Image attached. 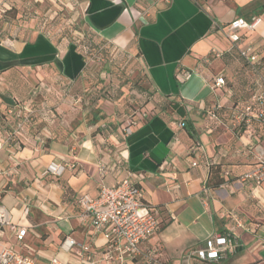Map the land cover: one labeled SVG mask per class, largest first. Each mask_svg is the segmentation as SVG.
Masks as SVG:
<instances>
[{
    "label": "crops",
    "instance_id": "0c3cea01",
    "mask_svg": "<svg viewBox=\"0 0 264 264\" xmlns=\"http://www.w3.org/2000/svg\"><path fill=\"white\" fill-rule=\"evenodd\" d=\"M66 3L79 10L104 46L127 52L141 81L125 96L112 88L114 98L100 102L98 110L85 108L87 114L75 122L67 106L59 107L65 112L57 121L60 131L51 120L50 129L36 136L19 133L21 145L5 142L0 205L27 232L21 243L8 234L4 241L34 264H52L54 258L58 264H105L102 255L110 244L79 220L76 200L95 197L100 187H113L131 174L143 202L158 210L159 228L125 264H197L194 252L215 235L228 237L235 250L212 264H264V182H239L264 153V120L237 118L248 92L264 93V0ZM238 17L261 19L252 32H239L236 46L258 56L257 75L225 36ZM11 47L0 44V71L45 69L74 82L87 70L73 46L63 49L42 35ZM183 72L191 73L186 81L180 79ZM219 76L225 84L214 88ZM132 107L146 117L123 138ZM51 166L64 171L55 176ZM66 238L76 244L69 251L62 248ZM85 245L90 251L80 255Z\"/></svg>",
    "mask_w": 264,
    "mask_h": 264
},
{
    "label": "rangeland",
    "instance_id": "374dc122",
    "mask_svg": "<svg viewBox=\"0 0 264 264\" xmlns=\"http://www.w3.org/2000/svg\"><path fill=\"white\" fill-rule=\"evenodd\" d=\"M37 35L63 49L73 46L84 56L87 70L74 82L45 69L14 66L1 70L0 135L7 143L19 145V133L36 136L49 130L51 120L56 121L54 130L60 131L63 126L57 121L65 112L58 111L59 107L67 106L75 122L85 108L98 110L100 102L114 98L118 92L126 94L141 81L127 52L104 46L86 28L79 10L69 7L66 0H0L2 46L12 49V44L31 41ZM249 98L248 92L242 102Z\"/></svg>",
    "mask_w": 264,
    "mask_h": 264
},
{
    "label": "built area",
    "instance_id": "2783aa9c",
    "mask_svg": "<svg viewBox=\"0 0 264 264\" xmlns=\"http://www.w3.org/2000/svg\"><path fill=\"white\" fill-rule=\"evenodd\" d=\"M145 17L146 12L143 14ZM261 22L260 17H253L250 20L235 18L227 25L226 39L232 48H237L241 41L239 32H252ZM239 56L248 64L254 65L258 62V56L251 48L238 49ZM190 72L180 74L181 80H188ZM264 83V81H262ZM225 84L222 76L216 77L213 83L214 88H221ZM264 102L263 95L252 94L248 102L243 106L237 116L239 121L250 122L252 119L264 120V109L259 108ZM210 116L216 119L215 114ZM146 117L145 112L132 111L126 116L121 133L123 138L132 134L140 120ZM181 128L182 125H179ZM5 141L0 138V150L3 149ZM195 166V163L193 164ZM64 171L62 166H51L48 172L59 176ZM239 182L242 184L251 183L255 187L264 182V153L256 156V166L244 174ZM79 214L78 218L82 223H88L95 232L103 234V237L110 244L102 255L105 264H125L139 253L140 244L150 238L159 228L158 210L145 204L142 200L140 190L136 187L133 176L128 174L126 178L113 187H100L97 196L90 197L82 195L76 200ZM237 228H244L240 220L235 221ZM27 229L15 224L9 213L0 205V264H34L31 257L21 253L8 245L4 238L9 235L16 243H21L26 235ZM76 244L73 240L66 238L62 248L69 251ZM235 246L230 243L228 237L215 235L205 242L204 248L194 252L197 264H210L218 261L221 256L232 253ZM90 251V246H81L79 254ZM52 264H58L54 258Z\"/></svg>",
    "mask_w": 264,
    "mask_h": 264
},
{
    "label": "trees",
    "instance_id": "16d2710c",
    "mask_svg": "<svg viewBox=\"0 0 264 264\" xmlns=\"http://www.w3.org/2000/svg\"><path fill=\"white\" fill-rule=\"evenodd\" d=\"M245 62V61H244ZM246 64V67L248 68V70H250V71H252V73L254 74V75H257V73H258V71H259V69H258V67H259V60H258V62L256 63V64H254V65H250V64H248L247 62H245ZM10 68H12V67H9V68H7V69H5V70H9ZM105 91V93L107 94V96L108 95H110V92L109 91H107L106 89L104 90ZM257 95H263V98H264V93H256ZM245 103H247V102H245ZM243 105H245V104H243ZM137 106V109H138V106H139V104H137L136 105ZM169 107L172 109V110H174V111H176L177 113H181L182 111V108L181 107H179L176 103L175 104H173V103H170V105H169ZM136 108V107H135ZM135 108L134 107H132V111H137L138 112V110H135ZM242 111V108H240L239 109V111ZM132 111H130V113H128V115H130L131 113H132ZM141 112V111H140ZM210 264H212V263H210Z\"/></svg>",
    "mask_w": 264,
    "mask_h": 264
}]
</instances>
